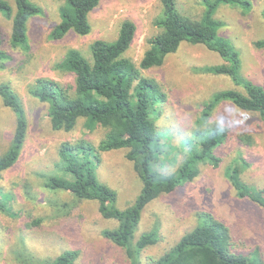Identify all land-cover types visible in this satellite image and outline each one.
Wrapping results in <instances>:
<instances>
[{
  "label": "rangeland",
  "instance_id": "374dc122",
  "mask_svg": "<svg viewBox=\"0 0 264 264\" xmlns=\"http://www.w3.org/2000/svg\"><path fill=\"white\" fill-rule=\"evenodd\" d=\"M6 1L14 13L13 0ZM29 1L40 8V13L26 23V51L24 46L11 47V21L0 12V51L5 56L0 64V84L8 85L18 95L27 120L20 156L0 176V193L7 196L4 201L11 213L0 211V264H40L70 250L78 252L75 264H128L124 251L102 237V231L115 228L116 223L99 215L97 203L76 201L68 193L49 191L43 186V176L54 173L59 162L61 143L84 140L97 146L105 130L97 127L89 133L80 119L69 133L52 131L48 105L32 98L28 88L37 79H48L72 89L74 76L55 69V65L69 50H78L90 61V45L96 40L114 41L119 26L126 20L136 30L124 56L137 65L149 40L159 32L154 21L161 14L160 0H100L88 14L89 34L69 31L59 40L51 39L50 32L61 21L60 9L66 0ZM175 3L191 19H200L208 6H214V42L238 55L241 78L264 89V47L254 46L256 42L264 43V0ZM223 64V58L204 46L182 43L162 66L142 71L144 77L156 81L164 96L155 125L161 143L170 144L173 149L165 148L168 154L159 156L155 168L160 173H174L187 159L186 148L182 150L180 143L195 131L204 104L224 90L241 91L227 76L204 71ZM209 122L226 130L224 144L214 152L220 164L216 168L199 164L194 180L173 193L160 195L145 207L135 229V241L157 229L155 226L159 241L142 251L141 264L160 257L182 235L209 219L228 229L234 255L264 264V208L238 199L224 175L233 160L241 156L247 164L241 181L264 192V122L257 113L240 111L228 102L216 107ZM13 126L14 117L0 98V156L8 149ZM98 161V182L115 191L117 208L129 207L142 183L132 162L126 160L125 151L101 153ZM55 204H67L69 208L58 211ZM37 220L40 222L35 225Z\"/></svg>",
  "mask_w": 264,
  "mask_h": 264
},
{
  "label": "trees",
  "instance_id": "16d2710c",
  "mask_svg": "<svg viewBox=\"0 0 264 264\" xmlns=\"http://www.w3.org/2000/svg\"><path fill=\"white\" fill-rule=\"evenodd\" d=\"M99 1L66 0L60 9L61 21L51 30L50 38L59 40L69 31L82 36L89 34L88 14ZM13 3L14 13L6 0H0V12L11 21V47L24 46L26 51V23L40 13V8L29 0H13ZM160 4L161 14L154 21L159 32L149 40V47L137 65L124 56L136 30L134 24L126 20L119 26L114 41L96 40L90 45V61L78 50H69L55 65V69L74 76L72 89L48 79H37L28 88L32 98L48 105L47 118L52 131L69 133L80 119L84 120L83 126L89 133L97 127L105 130L97 146L84 140L61 143L59 162L55 164L54 173L43 176V186L49 191L68 193L76 201L97 203L99 215L116 223L115 228L103 230L102 237L124 251L128 264H141L142 251L159 241L157 226V229L140 235L135 241V229L145 207L160 195L173 193L194 180L199 173V164H208L213 168L219 166L220 159L214 152L224 144L227 134L226 130L209 122L216 107L228 102L240 111L257 113L264 122V89L241 78L238 55L214 42L217 34L212 21L214 6H208L200 19H191L179 10L175 0H160ZM1 43L0 36V46ZM182 43L202 45L217 53L225 64L204 71L227 76L241 91L224 90L204 104L196 120L195 131L180 143L182 150L186 148L187 159L174 173L164 175L155 168L159 156L168 154L165 148L173 149L170 144L161 143L155 125L164 96L160 94L156 81L144 77L142 71L162 66L165 58L175 53ZM254 46L261 48L264 43L256 42ZM4 57L0 51V64ZM0 98L14 117L8 149L0 156L1 176L14 166L20 156L27 133V120L21 99L8 85L0 84ZM120 150L125 151L126 160L132 162L142 183L138 196L125 209L117 208L115 191L99 183L95 174L101 153ZM244 160L241 156L235 158L224 175L238 199H246L264 208V192L253 190L241 181L240 176L247 165ZM6 197L0 193V211L11 215L4 201ZM55 207L58 211L69 208L67 204H55ZM39 222L37 220L34 224ZM207 222L193 227L148 264H263L262 261L234 255L228 229L212 219ZM77 258L78 252L70 250L40 264H75Z\"/></svg>",
  "mask_w": 264,
  "mask_h": 264
},
{
  "label": "clouds",
  "instance_id": "9594fccd",
  "mask_svg": "<svg viewBox=\"0 0 264 264\" xmlns=\"http://www.w3.org/2000/svg\"><path fill=\"white\" fill-rule=\"evenodd\" d=\"M243 120H244V118H243ZM244 123L247 124V120H244Z\"/></svg>",
  "mask_w": 264,
  "mask_h": 264
}]
</instances>
